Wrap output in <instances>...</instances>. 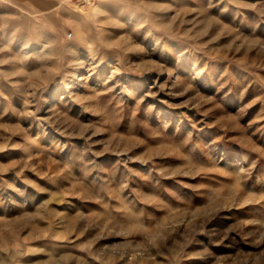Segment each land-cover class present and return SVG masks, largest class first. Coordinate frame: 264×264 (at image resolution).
Returning a JSON list of instances; mask_svg holds the SVG:
<instances>
[{
    "label": "rangeland",
    "instance_id": "rangeland-1",
    "mask_svg": "<svg viewBox=\"0 0 264 264\" xmlns=\"http://www.w3.org/2000/svg\"><path fill=\"white\" fill-rule=\"evenodd\" d=\"M0 264H264V0H0Z\"/></svg>",
    "mask_w": 264,
    "mask_h": 264
}]
</instances>
